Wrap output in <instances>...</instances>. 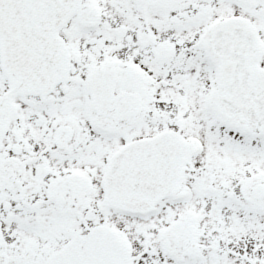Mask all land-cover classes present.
<instances>
[{
  "label": "snow or ice",
  "instance_id": "snow-or-ice-1",
  "mask_svg": "<svg viewBox=\"0 0 264 264\" xmlns=\"http://www.w3.org/2000/svg\"><path fill=\"white\" fill-rule=\"evenodd\" d=\"M0 264H264V0H0Z\"/></svg>",
  "mask_w": 264,
  "mask_h": 264
}]
</instances>
